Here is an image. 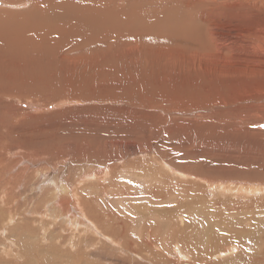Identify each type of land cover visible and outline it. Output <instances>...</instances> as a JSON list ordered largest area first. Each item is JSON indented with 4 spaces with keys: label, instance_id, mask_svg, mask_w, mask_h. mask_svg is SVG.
<instances>
[{
    "label": "rangeland",
    "instance_id": "374dc122",
    "mask_svg": "<svg viewBox=\"0 0 264 264\" xmlns=\"http://www.w3.org/2000/svg\"><path fill=\"white\" fill-rule=\"evenodd\" d=\"M40 2L0 0V264H264V0Z\"/></svg>",
    "mask_w": 264,
    "mask_h": 264
},
{
    "label": "bare ground",
    "instance_id": "6f19581e",
    "mask_svg": "<svg viewBox=\"0 0 264 264\" xmlns=\"http://www.w3.org/2000/svg\"><path fill=\"white\" fill-rule=\"evenodd\" d=\"M60 1L61 0H59V3H60ZM63 2H64V0H62ZM71 1V0H70ZM92 1V0H91ZM67 2V1H66ZM207 2H208V0H207ZM4 3H6V2H4ZM57 3H58V0H57ZM56 2H52V0L51 1H49V0H46V2H40V4H39V6H43V7H40V8H42V9H48L49 7H54V9L50 12V15H49V20H52V21H57L58 20V22H57V25H56V31H57V33H63V31H64V29H61L60 30V27L58 26V24L61 22V18H60V16L62 15V10H61V8L63 7V6H61V8H60V11L58 10V7L60 6L59 4H57ZM68 3V2H67ZM80 3V2H79ZM90 3V2H89ZM97 3V2H96ZM14 4V3H13ZM69 4V3H68ZM83 4H87V3H83ZM82 4V5H83ZM98 4H99V2H98ZM98 4H97V6L95 5V4H93V5H95V7H98ZM9 5V4H8ZM11 5V4H10ZM59 5V6H58ZM66 5V4H65ZM64 5V6H65ZM71 5V4H70ZM39 6H37V7H39ZM72 6V5H71ZM77 6V5H76ZM100 6V5H99ZM87 7H88V5H87ZM94 7V8H95ZM39 8V9H40ZM66 7H64V9H65ZM73 8V7H72ZM71 7H70V9H72ZM85 8V7H84ZM35 9V8H34ZM91 8H89V10H90ZM93 9V8H92ZM105 9V8H104ZM108 9V8H107ZM36 10V9H35ZM75 10V9H74ZM97 10V9H96ZM95 10V11H96ZM98 10H99V7H98ZM101 10H103V7H102V9ZM42 11V10H41ZM44 11V10H43ZM66 11V10H65ZM72 11V10H71ZM87 11V10H86ZM108 11H109V9H108ZM108 11H107V13H108ZM4 12V14H5V11H3ZM29 12V11H28ZM37 12V11H36ZM74 12V11H73ZM77 12V11H76ZM99 12H100V10H99ZM99 12H98V14H99ZM221 12V11H220ZM65 13V12H64ZM69 13V12H68ZM87 13V12H86ZM95 13V12H94ZM104 13V12H103ZM106 13V14H107ZM117 13V12H116ZM116 13H115V15H116ZM8 14V12L5 14V15H7ZM72 14V13H71ZM92 14H93V12H92ZM31 15V14H30ZM95 17H96V15L97 14H93ZM102 15H105V14H102ZM102 15H100L99 14V16H98V18L100 17V16H102ZM107 15H109V14H107ZM114 15V16H115ZM124 15V14H123ZM226 15V14H225ZM28 16V15H27ZM34 16V15H33ZM63 19H66L67 17H68V14H67V16H65L64 14H63ZM73 16V15H72ZM75 16V15H74ZM74 16L73 17H69V19H74ZM79 15H77V17H78ZM117 16V15H116ZM115 16V17H116ZM86 17V16H85ZM91 17V16H90ZM112 17V16H111ZM29 18V17H28ZM27 18V19H28ZM88 18V17H87ZM102 18V17H101ZM110 18V17H109ZM122 18V17H121ZM170 18V17H169ZM36 19V18H35ZM34 19V20H35ZM69 19H67V20H64L65 22H70V20ZM80 19V18H79ZM79 19H77V22H79ZM105 19V18H104ZM104 19H101V20H104ZM116 18H114V20H115ZM119 19V18H118ZM31 20V19H30ZM88 20L90 21V19L88 18ZM108 20V19H107ZM107 20L105 21V22H107ZM112 20V19H111ZM132 20V19H131ZM135 20V19H134ZM167 20V19H166ZM28 21V20H27ZM163 21V20H162ZM165 21V20H164ZM30 22V21H29ZM35 22V21H34ZM80 22H83L81 19H80ZM85 22V21H84ZM115 22V21H114ZM134 22V21H133ZM26 23V22H25ZM90 23H91V25H86V28L88 29V30H93L94 29V23H92L91 21H90ZM101 22H99V24H100ZM108 23V22H107ZM110 23V22H109ZM113 23V22H112ZM14 24V23H13ZM32 24V23H31ZM35 24V23H34ZM38 24V23H37ZM116 24L117 23H115V26H116ZM169 24V23H168ZM26 25V24H25ZM29 25V24H28ZM100 25H103L102 23L100 24ZM167 25V24H166ZM40 26V25H39ZM105 26H106V24H105ZM78 27V26H77ZM101 27V26H100ZM111 27V26H110ZM102 28H103V26H102ZM108 28V27H107ZM116 28V27H115ZM40 29V28H39ZM97 30H99L98 28H96ZM11 30H13V29H11ZM96 30V31H97ZM36 31V30H35ZM107 31V30H106ZM71 32V31H70ZM76 32V31H75ZM43 33V32H42ZM51 33H53V31H51ZM84 33V32H83ZM82 32L80 33V34H83ZM98 34V33H97ZM101 34V33H100ZM197 34V33H196ZM2 35L4 36V34L2 33ZM104 35H106V34H104ZM103 36V35H102ZM13 38H15L17 41L19 40L17 37H13ZM76 38V37H75ZM195 38V37H194ZM82 39V38H81ZM77 40V39H76ZM38 43V42H37ZM57 43V42H56ZM55 44V43H54ZM31 47V46H30ZM30 51V50H29ZM31 52H33L32 50H31ZM45 52V51H44ZM43 52V53H44ZM35 55V54H34ZM33 55V56H34ZM37 55V54H36ZM44 57V56H43ZM17 58H21V59H23V57H17ZM25 58V57H24ZM0 59H2V58H0ZM6 59V58H5ZM10 59H16V58H10ZM35 59H36V57H35ZM38 59V58H37ZM40 59V58H39ZM62 59H63V57H62ZM65 59V58H64ZM19 62H20V65H19V68L22 70H24L25 72H26V74H28L29 76L27 77V82L28 83H34V82H37L38 81V85H39V83H41L39 86H42V84L45 86V84L47 83V79H45L44 77H43V74H41V73H33V72H36L37 71V63L35 64V62H33L32 60L31 61H25V60H18ZM37 62V61H36ZM4 66H3V65ZM7 64H8V67H9V70H8V68H7ZM7 64H5V63H3V62H0V84L2 85V83L4 82V85H6L7 83H8V86H9V83H12V80H13V82H16V80L19 82V79H18V77L15 75V73H14V66H13V64H12V62H9V63H7ZM33 67L34 68V70H33V68L32 69H29V67ZM258 69V68H257ZM100 71L102 70L101 68L99 69ZM103 71V70H102ZM32 73V74H31ZM96 74H97V71L95 72ZM76 74H78V73H76ZM105 74V73H104ZM65 75V74H64ZM94 76V75H93ZM69 78V77H68ZM71 80H72V78H70ZM149 86V85H148ZM194 106V105H193ZM191 107V106H190ZM233 109V108H232ZM235 118V117H234ZM254 121V120H253ZM256 122V121H255ZM263 126H264V123H263ZM260 129V128H259ZM261 130V129H260ZM165 134V133H164ZM165 142V141H164ZM176 156V155H175ZM163 158V157H162ZM201 176V175H200ZM204 178V177H203ZM201 180V179H200ZM59 187V186H58ZM73 193V192H72ZM75 196V195H74ZM79 199V198H78ZM77 199V200H78ZM86 220V219H85ZM86 226V225H85ZM101 235V234H100ZM104 235V234H103ZM102 235V236H103ZM113 242V241H112ZM137 252V251H136ZM138 253V252H137ZM204 257V256H203ZM199 259H200V257H199ZM202 259V258H201ZM254 261V260H253ZM258 262H260V263H262L263 261H260V257H259V260H257V263ZM264 263V262H263ZM203 264V263H202ZM221 264V263H220Z\"/></svg>",
    "mask_w": 264,
    "mask_h": 264
},
{
    "label": "water",
    "instance_id": "95a60500",
    "mask_svg": "<svg viewBox=\"0 0 264 264\" xmlns=\"http://www.w3.org/2000/svg\"><path fill=\"white\" fill-rule=\"evenodd\" d=\"M262 127L264 128L263 124H262Z\"/></svg>",
    "mask_w": 264,
    "mask_h": 264
}]
</instances>
